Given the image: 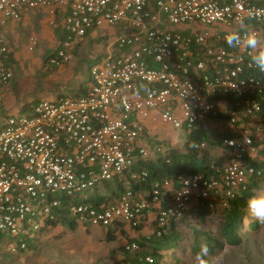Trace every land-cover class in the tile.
Here are the masks:
<instances>
[{
	"label": "built area",
	"instance_id": "1",
	"mask_svg": "<svg viewBox=\"0 0 264 264\" xmlns=\"http://www.w3.org/2000/svg\"><path fill=\"white\" fill-rule=\"evenodd\" d=\"M32 10L61 17L63 40L51 67L66 63L89 33L117 31L107 35L106 52L92 60L80 91L0 120V237L13 238L11 252L27 249L23 239L46 237L53 223L135 229L151 210L160 234L192 205L221 193L233 198L261 175L251 164H264V73L224 37L241 20L264 37V0H0V33ZM35 44L30 38L29 50ZM12 76L0 34V96ZM153 127L178 130L184 141L206 129L225 160L211 166V177L162 179L145 195L134 192L129 179L146 177L134 170L138 164L164 155ZM192 147L202 152L207 142ZM115 181L122 192L87 200Z\"/></svg>",
	"mask_w": 264,
	"mask_h": 264
},
{
	"label": "rangeland",
	"instance_id": "2",
	"mask_svg": "<svg viewBox=\"0 0 264 264\" xmlns=\"http://www.w3.org/2000/svg\"><path fill=\"white\" fill-rule=\"evenodd\" d=\"M44 15L46 20L39 29L32 28L25 31L29 32L26 41L21 45L18 43L17 49L20 50V54L16 60L13 61L12 58V79L0 96V120L13 112H20L21 107H26L27 104L42 99H54L59 95H73L80 91L81 86L88 79V68L92 63L91 56H99L106 51L107 40L103 37L98 45L94 43L77 55L74 53L73 46L71 57L66 63L58 67L49 66L48 60L55 53L58 41L53 43L48 40L46 33L49 32L51 36L56 34L61 20L60 17L52 20L45 13ZM30 38L36 40L32 50H29ZM5 41L8 49L11 48L10 52L13 51L12 45ZM84 54L87 57L82 59ZM209 134L214 135L215 131L211 130ZM156 138L162 143L167 138H171L181 148L184 143V134L173 129L157 132ZM154 141V138L148 140L151 145H155ZM159 154L164 153L162 151ZM210 158L214 162L225 160L224 157H218V154ZM257 191L264 192V184H261ZM92 193L106 195L104 189L94 190ZM217 220L218 215L205 223H196L191 220L190 227L182 229L185 241L183 247L196 245L201 249V245H207L206 239L216 233ZM253 220L256 219L248 213L241 230L242 241L239 246L224 247L214 256L207 254L208 262L210 264H264V224H261L258 230L250 229L247 224ZM37 238L39 241L33 240L35 246H31V249L11 252L9 244L13 242V238L0 237V264H122V257L125 255L123 251L116 248L119 245L118 242H103L94 237H88L85 233L60 238L37 235ZM183 252L184 248L179 254L178 264H196L195 255L189 250L186 251V255Z\"/></svg>",
	"mask_w": 264,
	"mask_h": 264
},
{
	"label": "trees",
	"instance_id": "3",
	"mask_svg": "<svg viewBox=\"0 0 264 264\" xmlns=\"http://www.w3.org/2000/svg\"><path fill=\"white\" fill-rule=\"evenodd\" d=\"M62 40L63 34H57L58 43ZM9 58L10 63H12L10 52ZM201 141L207 142V147L202 152L193 149L192 145ZM215 143L209 140L208 131L202 128L191 131L187 135V140L184 141L182 148L177 144L173 146L170 142H164L165 151L163 156H159L155 160L140 162L138 168L134 169L138 172L144 170L146 177L144 179L139 178L138 180L129 179L130 188L134 192L139 191L142 195H145L153 183L162 179L187 178L194 174H201L206 178L213 176L211 166L218 162L212 161L210 151ZM251 165L259 169L261 175L258 178L254 176L246 187V190L235 193L233 198H224V195L221 193L216 197L215 201H199L196 205L191 206L180 219L170 221L165 227L160 229V234H157V230H155L147 238H143L137 244V250L131 253L125 250L126 257L123 259V264H178V257L183 248L185 255L186 251L189 250L196 256L201 250L200 247L196 245L183 247L185 241L182 229L190 227L191 220L196 221V223H205L216 215H218L216 233L206 239L208 247L207 254L214 256L217 251H222L224 247L239 246L242 241L241 230L243 223L248 215L246 201L249 196L260 188L261 184H264V164L252 162ZM103 185L105 192L112 195V197L124 190L123 186L116 181L113 183H104ZM87 200L96 204L99 197L95 194L94 198L90 197ZM223 202L225 205H223ZM56 224L53 223V227ZM62 224L72 226L69 222H63ZM261 224L264 223L253 220L247 226L250 229L258 230ZM135 229L140 231L141 226ZM112 239V233H108L107 241H111ZM23 240L26 242L27 248L31 249L33 240L28 238ZM146 257H150L152 263L146 262ZM204 258L207 260L206 256ZM167 259L169 260L167 261Z\"/></svg>",
	"mask_w": 264,
	"mask_h": 264
},
{
	"label": "crops",
	"instance_id": "4",
	"mask_svg": "<svg viewBox=\"0 0 264 264\" xmlns=\"http://www.w3.org/2000/svg\"><path fill=\"white\" fill-rule=\"evenodd\" d=\"M43 17H45V15H44V12L41 10L28 11L23 15V17L20 20L10 21L2 29V31L0 33L1 36L4 38V40H7L9 45H12L13 51L10 52V50H11V48H10L9 52L11 53V57L13 58V61L16 60V58L20 54V50H18L17 47L19 45L23 44L24 41H26V39H27L26 37L28 36L27 34L29 32H25V31H29V29H32V28L39 29L40 25H42L43 22L46 20V17L45 18H43ZM59 17L60 16H58V18ZM60 20H61V17H60ZM61 27H62V24L60 23V28H59L58 32L56 31V34H52V36L49 34V32H47L46 38L48 40L52 41L53 43L55 41H57V34H60V33L62 34ZM116 31H117L116 29H107L104 31L97 30V31L89 33L83 40H81L80 42H77L74 45V49H75L74 53L77 55L81 51H83L84 49H86V48L88 49L94 43H97V45H98V43L103 39V37H104V39H106L107 35H112ZM21 37H22V39H21ZM20 39H21V41H19ZM18 43H19V45H18ZM93 53H94V51H93ZM104 53H102V54H104ZM76 57L77 56H75V58ZM86 57L87 56H85V54H84L82 59H84ZM95 57H98V55L97 56H91V58H90L91 61ZM11 67H12V63H11ZM21 108L23 109L24 107H21ZM15 113H17V112H13V114H15ZM153 128L151 130L152 131L154 130L156 132H159V131L167 132L168 130H172V128L170 129L169 127H160V130H155V128L154 129ZM169 134H170V131H169ZM167 139H168L167 140L168 143L170 141L171 145H173V146L175 145V142L173 140H171V138H167ZM211 148H212L210 151L211 156L218 154V157H223L221 155V152L219 151V149L213 148V147H211ZM155 217H156L155 211L151 210L147 214V216L145 217V219L142 223L143 225H141L140 231H138L136 229H132L128 223L118 224L114 228H102V227H92V226L91 227L90 226L80 227V226H77L74 224H72V226H71L72 228H71L69 225H63V224L58 225V224H56V226L53 227V225H52L50 227V229L48 230L49 232L46 233V237H52V238L71 237V236H75L78 234L85 233L86 236L94 237L98 240H102L103 242L109 243V242H115L116 241L119 243V245H117L116 248H119V250L123 251V253L125 254L122 257V264H123L124 263L123 259H125V257H126L125 250L130 251V253L135 251V250H127L125 248L126 245H128L130 243H135L137 245L143 238H147L154 231ZM108 233H112V235H113V239L111 241H107ZM168 260L169 259H167V261ZM164 262L166 263V261H164ZM180 264H184V263H180Z\"/></svg>",
	"mask_w": 264,
	"mask_h": 264
},
{
	"label": "clouds",
	"instance_id": "5",
	"mask_svg": "<svg viewBox=\"0 0 264 264\" xmlns=\"http://www.w3.org/2000/svg\"><path fill=\"white\" fill-rule=\"evenodd\" d=\"M229 48H244L248 51L251 64L261 73H264V37L250 30L241 20L239 30L229 32L224 37ZM247 211L251 217L264 223V192L257 191L246 201ZM208 253L207 245H201L196 255V264H209L204 258Z\"/></svg>",
	"mask_w": 264,
	"mask_h": 264
}]
</instances>
